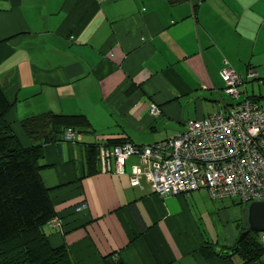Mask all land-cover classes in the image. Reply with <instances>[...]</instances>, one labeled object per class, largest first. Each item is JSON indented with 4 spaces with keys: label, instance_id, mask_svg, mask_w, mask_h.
<instances>
[{
    "label": "crops",
    "instance_id": "obj_1",
    "mask_svg": "<svg viewBox=\"0 0 264 264\" xmlns=\"http://www.w3.org/2000/svg\"><path fill=\"white\" fill-rule=\"evenodd\" d=\"M225 66L241 78L237 101L264 104V0H0V88L21 145L18 121L30 115L88 121L76 138L42 145L39 177L63 219L47 229L51 246L64 245L72 264L241 263L214 251L236 242L219 216L231 198L131 186L135 157L123 173L86 161L90 145L157 142L235 102Z\"/></svg>",
    "mask_w": 264,
    "mask_h": 264
},
{
    "label": "built area",
    "instance_id": "obj_2",
    "mask_svg": "<svg viewBox=\"0 0 264 264\" xmlns=\"http://www.w3.org/2000/svg\"><path fill=\"white\" fill-rule=\"evenodd\" d=\"M219 74L224 92L235 102L200 119L185 120L182 130L157 142L100 144V169L123 173L126 160L135 157L137 164L130 166L129 184L141 189L143 179L159 196L205 189L212 199L231 198L247 204L263 201L264 104L237 101L240 76L229 66L222 67ZM148 112L156 115L159 109L152 104ZM76 136L71 128L64 131L66 140ZM82 208L83 203L78 204L75 211ZM48 223L58 226L61 221L54 216ZM256 238L264 245V231Z\"/></svg>",
    "mask_w": 264,
    "mask_h": 264
},
{
    "label": "trees",
    "instance_id": "obj_3",
    "mask_svg": "<svg viewBox=\"0 0 264 264\" xmlns=\"http://www.w3.org/2000/svg\"><path fill=\"white\" fill-rule=\"evenodd\" d=\"M10 107L0 88V264H72L64 245L51 246L47 240V229L62 225L63 219L57 216L61 221L58 226L48 223L55 214L48 189L39 177V170L45 166L40 160L44 143L56 141L59 135L64 138L67 128L76 132L75 128L87 126L88 121L81 114L49 112L22 118L18 124L29 142L22 146L5 119ZM121 142L108 139L103 144ZM97 145L86 150L90 170L97 159ZM235 244L238 250L233 254L238 255L240 264H264V245L250 231Z\"/></svg>",
    "mask_w": 264,
    "mask_h": 264
},
{
    "label": "rangeland",
    "instance_id": "obj_4",
    "mask_svg": "<svg viewBox=\"0 0 264 264\" xmlns=\"http://www.w3.org/2000/svg\"><path fill=\"white\" fill-rule=\"evenodd\" d=\"M223 204L221 207L220 221L221 227L225 231V228H229L231 233L234 234L235 237L242 231H240L241 227L247 226V205L239 203L235 199H223L220 200ZM257 231L256 233H258ZM250 233L257 237L255 231L250 230Z\"/></svg>",
    "mask_w": 264,
    "mask_h": 264
},
{
    "label": "water",
    "instance_id": "obj_5",
    "mask_svg": "<svg viewBox=\"0 0 264 264\" xmlns=\"http://www.w3.org/2000/svg\"><path fill=\"white\" fill-rule=\"evenodd\" d=\"M250 230L264 231V200L251 202L247 205V226L238 234L236 241H239ZM237 250V244L227 249L214 247V251L220 256L231 255ZM254 264L260 263L256 262Z\"/></svg>",
    "mask_w": 264,
    "mask_h": 264
}]
</instances>
